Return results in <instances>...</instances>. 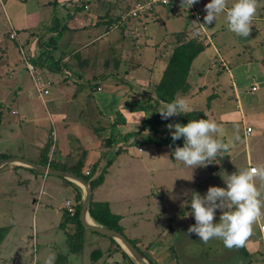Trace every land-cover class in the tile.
Listing matches in <instances>:
<instances>
[{
	"label": "crops",
	"instance_id": "1",
	"mask_svg": "<svg viewBox=\"0 0 264 264\" xmlns=\"http://www.w3.org/2000/svg\"><path fill=\"white\" fill-rule=\"evenodd\" d=\"M24 2L26 0L21 3ZM209 2L198 0L195 7L198 6L200 12L197 15L204 18L205 5ZM234 2L227 0L229 7ZM1 4L6 8L2 1ZM58 6L66 17L58 16ZM130 6L126 0H41L35 6L38 10L35 9L32 14L31 22L28 23L27 16H20L15 21L7 20L9 38L17 42L19 54L24 56V69L28 71L26 60L31 59L36 65L37 74L42 80L49 81L51 87L50 93L42 97L36 83L33 86L36 93H33L27 90L29 84L26 85L19 77V80L13 81L16 75L12 73L14 70L7 69L10 62L5 60L7 50L4 49L3 34L0 37V52L3 51L0 53V105L4 106L1 99H6L5 96L10 94L6 100L16 106L12 108V115L21 119L17 125L22 126L20 129H23V133L25 124L33 128V125L39 127L42 122H49L51 134L56 140L53 139L52 144L47 141L35 143V149L28 155L9 154L4 150L0 152V161L4 156L21 157L80 177L86 176L87 172L95 173V178L103 174L102 182L93 189L90 208L107 205L110 213L119 218L118 224L123 234L137 248L142 247L146 251L144 255L152 264H179L176 241L169 234L175 228L177 241L188 234L194 237L195 234L187 230L195 224V219L191 215V207L187 211L185 205L191 199L192 192L206 193L207 187H199L215 172L198 176L196 171L201 166L193 171L191 167L183 165L178 169L172 153L177 146H183L184 140L181 137L173 144L163 143V138L171 136L170 131L174 130L167 125L173 124V120L181 124L192 119L215 120L223 127L220 138L224 142V107L231 97H221V83L224 91L221 66L230 60L236 64L231 68L245 67L246 78L252 77L249 91H243L242 85L234 83L235 99L241 112L238 118L246 123L242 107L260 103L254 93L264 91V0H257V11L250 33L245 38L228 30L224 12L217 16L216 22L207 24L215 28L214 32L210 33L206 26H202V33L199 34L198 30L193 32L189 28L192 18L197 19L195 16L172 8H161L159 12L155 10L138 21H129L132 31L138 33L136 36L111 29L117 15ZM203 18L197 20L201 25ZM180 33L187 34L188 38L198 39L197 36L201 35L205 39L207 36L209 41L207 39L205 43L200 41L201 36L198 40L203 43L204 49L213 47L216 56L210 61L207 59L209 67H206L201 58L203 50L190 68L188 89L176 93V98H186L193 110L165 120L158 112L162 101L156 96L155 89L177 47L174 39ZM7 70L9 81L3 77ZM210 78H214L216 83L213 96L209 93ZM34 94L43 102V110L40 101L36 103ZM42 111L46 114L43 117L40 115ZM156 114L159 122L153 119ZM0 116H4L1 109ZM7 121L11 123L9 118ZM262 122L263 119H260L259 123ZM8 129L12 131L13 125L10 127L1 118L0 136H3L0 143L7 139L5 132ZM253 132L254 128L246 125V140ZM215 135L218 137V133ZM157 136L161 139H156ZM248 147L246 141L247 152ZM247 156L249 166H255L249 152ZM221 162H224V152L221 153ZM206 166L209 167L208 164ZM187 168L190 181L184 188L182 185L185 184L173 181L176 178L166 187L165 173H168L167 178H173L174 174H180ZM5 170H8V175L4 179L8 177L7 180L11 182L33 189L38 188L39 182L48 181L51 177L50 192L46 195L48 200L38 196L32 204L43 209L45 218L41 225L36 223V238H33L37 239V246L39 240L49 242V248L41 257L38 255L33 264H45L49 256L54 257V264H137L118 241L84 227L81 229L67 215V200L82 205L85 194L82 186L22 164H11L0 172ZM216 173L222 179L224 169L220 168ZM52 191L63 193V199L58 200ZM33 197L34 192L25 196L26 209L31 208ZM182 209L185 213L181 214ZM187 212L189 215L184 216ZM88 220L103 226L92 218L90 209ZM262 223L264 220L260 218L257 221L259 229ZM0 230L10 232L11 227H0ZM24 234L27 235V232H23L22 237ZM254 235L245 240L250 247L247 257L259 254L258 241L262 239L264 242L261 231L257 241ZM27 239L24 237L22 244L27 243ZM21 248L25 256L31 254L28 246ZM38 252L39 248L34 250V254ZM261 253L263 256L256 258L252 264H264L261 262L264 252Z\"/></svg>",
	"mask_w": 264,
	"mask_h": 264
},
{
	"label": "rangeland",
	"instance_id": "2",
	"mask_svg": "<svg viewBox=\"0 0 264 264\" xmlns=\"http://www.w3.org/2000/svg\"><path fill=\"white\" fill-rule=\"evenodd\" d=\"M1 1L5 4V7L1 4ZM25 1V0H24ZM41 0H26V2H23V0H0V37H3L4 34V49L7 50V53L5 54V60H8L10 64L8 65L7 69L14 70L15 78L16 79L23 80L27 86V90L33 93H36L34 91L33 86L35 87V82L33 77L31 76L29 70L26 71L23 67V63L25 64L23 58L24 56L20 53L17 49V42L14 40H11L9 38V29H8V21L9 18L13 21H15L16 18H20V16H27L28 23L31 22L32 14L35 12L36 4H40ZM84 1V0H82ZM60 6V5H59ZM58 8V16L60 17H66L67 15L60 10V7ZM164 9V7H157L155 10L159 12L160 10ZM38 10V9H36ZM7 11V13H6ZM182 10H180L181 12ZM195 11L200 12L195 7ZM178 12V11H177ZM185 15L190 12H183ZM192 14V13H190ZM192 16H195L192 14ZM26 20V19H25ZM198 19L192 18L190 21L189 28L190 30L193 29V32H195V29L198 30V33H202V26L197 21ZM24 21V20H22ZM218 23H216L217 25ZM203 25L206 26L208 32L212 33L215 31L214 27H209L207 24ZM215 25V24H214ZM212 31V32H211ZM219 31V30H218ZM209 33V34H210ZM207 35V34H206ZM201 35H198V39ZM196 37L188 38L187 34L180 33L177 35L174 39L175 46L184 44L188 42V40L193 39ZM202 40L201 42L205 43L209 38L205 36V39H203V36H201ZM6 42V43H5ZM202 43V44H203ZM3 45V44H2ZM218 46V45H217ZM218 49H221L218 46ZM204 54L202 55L203 65L206 67H209L208 58L210 61V58L215 57V53L213 51V47H209L204 49ZM222 52V51H221ZM1 54L3 51L0 52ZM226 53V52H224ZM254 54V53H253ZM30 56V54H28ZM212 57H211V56ZM2 55H0L1 57ZM22 62V63H21ZM234 61L230 60L228 62H224V65L221 66V80L224 84V91L221 83L220 93L221 97L224 95L231 97L229 99V103L227 106L224 107V143L228 145V150L224 151V162H221V153L220 155L213 161V163H209V167L204 166L199 167L196 171L198 176L205 174H209L212 172L213 176L206 181L203 180L202 185L199 187L200 189H203L204 187L208 188L209 186H220L224 187V180L223 178L220 179L218 173L216 171L218 169H224L223 176L225 179H227V174H232L234 172H238L241 170H245L249 168V162H248V156L247 153H250V158L252 163L255 165V167H264L263 161H264V128L262 125H264V91H258L254 94L258 97V102L260 103H254L253 105L250 104L249 106L245 105L242 107V113L246 115V123L244 124L241 121V118H238L239 113L241 114L239 108L237 107L238 103L235 99V93H234V83H239L243 86V91H249L251 89V83H252V77L246 78V71H244L245 67H242L240 69H234L231 67H234L236 64L233 63ZM230 64V65H229ZM247 66V65H245ZM27 67V63H26ZM223 67V68H222ZM28 69V68H27ZM233 69V70H232ZM4 72V71H3ZM38 72V70H37ZM8 70L4 72V79L9 81L8 78ZM55 76V75H54ZM19 77V78H18ZM53 77V75H52ZM210 87H209V93L214 95V87L216 86V83L214 81V78H210ZM10 94H8L6 97H9ZM36 103L40 101L41 108L43 110V102L37 97V94H34ZM14 97V95H13ZM52 97V96H51ZM50 97H48L49 99ZM6 99H1L4 106L0 105V109L4 116H0V119L2 118L5 121L6 124H10V127L13 125L14 129L12 131H6L5 136L7 139L3 143H0V152L6 151L9 154L13 153L23 155H28L29 153H32V150L35 149V143L37 142H45L47 141L49 144L53 143V139H55V136L51 134L50 124L49 122H42L41 126L37 127V125H33V128H30V124H25L24 130L25 133H23V129L20 128L22 126H18L17 124L20 123V118L18 116L12 115V108L16 107L12 102H8ZM221 108V107H220ZM227 112V113H226ZM13 114H15L13 112ZM263 114V115H261ZM41 117L43 115H46L44 111L40 112ZM228 117V118H227ZM8 118L11 120V123H9ZM157 118L159 119V116L156 114V118L153 119L156 121ZM227 118V119H226ZM257 118L263 119L262 124L259 123V120ZM226 119V120H225ZM152 121V120H151ZM158 121V120H157ZM25 122V121H24ZM159 122V121H158ZM1 123V121H0ZM246 125H250L252 128H254V132L247 137V140L244 136V129ZM155 126V125H153ZM221 130L223 127L219 125ZM33 129L34 132H31ZM1 133V132H0ZM3 133V132H2ZM220 133H218V137L220 138ZM3 135L0 136V138ZM46 136V138L44 137ZM183 139V138H182ZM221 139V138H220ZM246 141L248 144V152L246 151ZM2 142V141H1ZM35 146V147H34ZM38 147V146H37ZM122 147V146H121ZM1 158V157H0ZM175 165H177L178 169L182 165L184 167H187L182 162L177 161L175 162ZM182 166V167H183ZM165 170H168L165 168ZM203 170V172H202ZM210 172H209V171ZM216 170V171H215ZM201 174H200V173ZM165 178L166 187H168L171 183V181L176 178V183L178 184H185L182 185L183 188L189 183V168L183 169V171L180 174L175 175L173 178H167V174ZM186 174V175H184ZM8 175V170L1 171L0 172V227H11L10 232H4V230H0L2 232V235H0V264H33V262L36 261L38 255L40 257L44 254V252L49 248V242H44L39 240V246H37V239L35 237L34 229H36V223H39L41 225V222L45 220L44 218V211L43 209H39V207H36L33 204V201L38 196H41L42 198H47V194L50 192L49 189L51 186H49L50 178L48 181L39 182L38 188L33 189L31 186L26 187V185H19L17 182H11L10 180L4 179V176ZM183 175V176H181ZM181 176V178L179 177ZM206 176V175H205ZM7 180V181H6ZM257 186L262 187L264 189V179H261L260 177H256L255 180ZM47 184V185H46ZM224 184V185H223ZM21 186V187H20ZM177 186V185H176ZM182 188V189H183ZM28 189L29 194L31 192H34V197L32 198V201L30 202L31 208L26 209L24 206V200L25 196L29 195L26 191ZM55 196L58 197V200L63 199L64 195L63 193H58L56 191H52ZM40 194V195H39ZM56 201V200H55ZM186 210L189 211L190 206L189 204H186ZM36 207V208H35ZM179 207V206H177ZM185 213L183 209L181 210V214ZM220 212L217 210V215L214 219V222H218ZM262 220H264V216L261 217ZM166 229V228H165ZM170 229L168 232H170L169 237H172L173 241H176V247L175 250L177 254L179 255L180 263L179 264H252L253 261H255L256 258L259 256H263L261 252H264V242L262 239L258 241V245L260 247V253L255 255L254 257H247L245 253H248L250 251V247L244 242L243 246L241 247H233V248H226L222 241L219 239H211L207 243L201 241L199 237L195 234L193 237V234L191 235H185L182 236L181 241H177L178 239V232L175 231V228ZM0 232V233H1ZM27 232V235L24 234L22 237V233ZM255 234V241L259 237L260 229L258 228L257 222L253 224L252 227V236ZM24 237H27V243L22 244V239ZM34 237V238H33ZM168 237V238H169ZM253 237V236H252ZM154 239V238H153ZM170 239V238H169ZM149 244V243H148ZM28 246L30 248L31 254L29 256H25L24 251H22V246ZM156 246H161L162 244H155ZM63 246V245H62ZM141 247V246H140ZM39 248V252L37 254H34V250H37ZM138 249L142 251V253H146V251L141 247ZM174 249V248H170ZM4 256V257H3ZM263 260L261 262H264V257H262Z\"/></svg>",
	"mask_w": 264,
	"mask_h": 264
},
{
	"label": "clouds",
	"instance_id": "3",
	"mask_svg": "<svg viewBox=\"0 0 264 264\" xmlns=\"http://www.w3.org/2000/svg\"><path fill=\"white\" fill-rule=\"evenodd\" d=\"M198 0H181L185 10L191 8ZM204 24L216 22L219 14H226L227 28L240 37H248L252 19L257 11V0H235L228 6L227 0H210L205 5ZM204 26V25H201ZM192 107L184 97H177L172 102H160L161 118L190 113ZM171 130L173 142L183 137V146H177L172 155L175 160L191 167L205 166L228 150V145L215 134L221 128L215 120L192 119L186 124L167 125ZM256 177L264 179V167L248 168L227 174L224 187L209 186L203 195L192 192L190 204L191 215L195 224L190 225L188 233L196 234L207 243L219 239L226 248L241 247L252 234L253 224L264 216V189L257 186ZM219 210L218 222L214 217ZM189 213L187 212L188 216ZM45 264H54V257L49 256Z\"/></svg>",
	"mask_w": 264,
	"mask_h": 264
},
{
	"label": "trees",
	"instance_id": "4",
	"mask_svg": "<svg viewBox=\"0 0 264 264\" xmlns=\"http://www.w3.org/2000/svg\"><path fill=\"white\" fill-rule=\"evenodd\" d=\"M188 37V36H187ZM204 50V45L197 39L193 38L188 40V42L184 44L178 45L164 71L163 78L160 84L155 89L156 96L162 102H172L176 98V93L179 90H187L189 85L187 83V77L192 66L194 59ZM1 121V119H0ZM173 124H175V120H173ZM157 136L156 139H158ZM161 139V137L159 138ZM163 143L165 144H173V140L171 136L163 138ZM7 156L3 157V160L6 159ZM109 165V164H108ZM53 167V166H52ZM91 174V173H90ZM95 173H92L89 176H83L87 181H91L92 188L97 187L103 180V174H100L97 178H95ZM81 201V197L79 198ZM78 212L75 218H71L73 221L77 222L79 227L83 229V226L80 221V210L81 205H78ZM90 214L92 218H94L99 224L104 227L117 230L123 233L122 228L119 226V218L110 213L107 205H97V207L90 208ZM1 232V231H0ZM2 235V232L0 233ZM135 246L136 244L132 242ZM143 254H145L143 252ZM246 254V253H245Z\"/></svg>",
	"mask_w": 264,
	"mask_h": 264
},
{
	"label": "built area",
	"instance_id": "5",
	"mask_svg": "<svg viewBox=\"0 0 264 264\" xmlns=\"http://www.w3.org/2000/svg\"><path fill=\"white\" fill-rule=\"evenodd\" d=\"M128 3L131 5L129 9L125 10L124 12L120 13L117 15V18H115V21L111 24V29H119L121 30L125 35H134L136 36L138 33L136 30L132 31V27L129 25V21L131 20H140L141 18L146 17L147 15L154 13L155 9L157 7H164V8H172L175 11H178L181 13L183 12H190L198 20H201L203 17L202 15H197L195 11V4L185 10L183 6H181V0H126ZM88 7L86 6V9ZM15 35L13 34L12 37ZM27 63V68L33 77L36 86L38 87V91L42 97L47 96L50 93V87L51 83L49 81L42 80L40 76L37 74V69L36 65L31 59L26 60ZM256 90V88H253ZM17 113V112H15ZM250 131V130H248ZM249 168H256L255 166H249ZM90 173L87 172V175ZM78 205L72 201V200H67L65 209L66 213L70 218H75L77 215V210ZM260 231L264 235V223L260 225Z\"/></svg>",
	"mask_w": 264,
	"mask_h": 264
},
{
	"label": "water",
	"instance_id": "6",
	"mask_svg": "<svg viewBox=\"0 0 264 264\" xmlns=\"http://www.w3.org/2000/svg\"><path fill=\"white\" fill-rule=\"evenodd\" d=\"M11 164H22V165H25L27 167H30L36 170L37 172L44 173L47 175L57 176L63 179H67V180H70L82 186L85 191L84 199H83L81 210H80V221H81L82 226L86 229H89L91 231L97 232L101 235L110 237L118 241L127 250V252L131 255V257L135 260L137 264H152L146 258V256L142 253V251H140L137 248V246H135L125 236V234L117 230H114V229H110L104 226L97 225L88 220L89 209H90V204L92 200V192H93L91 181H87L84 178L76 174H73L71 172L51 168L49 166H43V165H40L38 163L32 162L30 160H27L21 157H9V158H6L0 161V170H2L5 167L10 166Z\"/></svg>",
	"mask_w": 264,
	"mask_h": 264
}]
</instances>
